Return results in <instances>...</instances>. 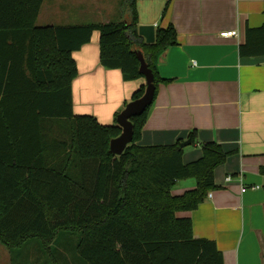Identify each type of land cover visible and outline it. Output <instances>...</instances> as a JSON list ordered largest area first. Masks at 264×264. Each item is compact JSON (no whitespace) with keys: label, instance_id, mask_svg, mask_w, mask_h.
Here are the masks:
<instances>
[{"label":"trees","instance_id":"trees-1","mask_svg":"<svg viewBox=\"0 0 264 264\" xmlns=\"http://www.w3.org/2000/svg\"><path fill=\"white\" fill-rule=\"evenodd\" d=\"M137 1L123 0L129 21L41 26L44 0H0V243L7 249L38 239L50 254L56 238L68 233L79 236L77 252L87 264H224L216 243L194 238L192 221L176 214L198 209L230 154L216 142L202 143L201 158L185 164L181 140L136 145L158 85L168 82L158 73V57L177 45L173 25L157 28L153 44L144 41ZM93 32L100 35L104 68L120 70L125 81L144 79L140 52L154 75L153 103L131 118L133 141L121 156L110 152L122 132L117 123L102 125L72 108L73 53ZM238 52L264 56V25L246 29ZM55 128L67 132V142L49 138ZM188 140L195 144V131ZM186 179L196 181L195 189L173 195Z\"/></svg>","mask_w":264,"mask_h":264},{"label":"crops","instance_id":"crops-1","mask_svg":"<svg viewBox=\"0 0 264 264\" xmlns=\"http://www.w3.org/2000/svg\"><path fill=\"white\" fill-rule=\"evenodd\" d=\"M148 3L153 8L148 18L138 14L136 6L139 27L156 30L173 25L177 45L158 57V73L168 82L158 85L136 145H172L187 141L195 131V144L184 148L185 164L201 158L202 143L216 142L229 153L215 170L216 188L206 200L198 209L176 216L192 221L194 238L214 241L224 264H264V56L242 58L238 52L246 29L264 25V0ZM120 5L118 1L113 6L110 0H44L37 24L118 23L114 15L129 21ZM232 30L238 38L220 36ZM99 38L93 32L91 41L73 53L78 77L72 83V108L76 115H91L102 125H112L145 79L125 81L120 70L104 68L99 60ZM52 123L46 121L49 132ZM49 138L68 141L67 132L56 128ZM195 187L194 179L181 180L171 193L182 195ZM255 187L259 189H251Z\"/></svg>","mask_w":264,"mask_h":264},{"label":"rangeland","instance_id":"rangeland-1","mask_svg":"<svg viewBox=\"0 0 264 264\" xmlns=\"http://www.w3.org/2000/svg\"><path fill=\"white\" fill-rule=\"evenodd\" d=\"M120 2L121 12L127 11L122 0H110L113 6ZM137 10L143 18H148L153 14V8L148 0H138ZM125 15L129 17L128 14ZM114 22H119L121 17L112 16ZM60 240L51 246L50 254L43 251L37 240L29 241L22 249L8 250L0 245V264H87L77 252L79 236L77 234H61ZM27 247V248H26ZM32 256V257H29Z\"/></svg>","mask_w":264,"mask_h":264},{"label":"water","instance_id":"water-1","mask_svg":"<svg viewBox=\"0 0 264 264\" xmlns=\"http://www.w3.org/2000/svg\"><path fill=\"white\" fill-rule=\"evenodd\" d=\"M139 35L144 37L147 44H153L155 42L154 26H140ZM137 57L140 62L139 72L144 76L146 88L142 97L127 104L125 109L117 116L116 122L122 132L117 138L110 141V152L115 156H121L133 141L134 127L131 118L142 115L154 99V75L140 52L137 53ZM191 144V141L187 140L181 143V147L185 148Z\"/></svg>","mask_w":264,"mask_h":264},{"label":"built area","instance_id":"built-area-1","mask_svg":"<svg viewBox=\"0 0 264 264\" xmlns=\"http://www.w3.org/2000/svg\"><path fill=\"white\" fill-rule=\"evenodd\" d=\"M238 32L236 31V30H232V31H225V32H222L221 34H220V36L221 37H223V38H238ZM193 62V64L195 65L196 64V62L195 61H192ZM226 181L227 182H229V181H231V177H227L226 178ZM251 189H259V187H255V188H251ZM247 190V188H245V187H243L242 188V192H245Z\"/></svg>","mask_w":264,"mask_h":264}]
</instances>
